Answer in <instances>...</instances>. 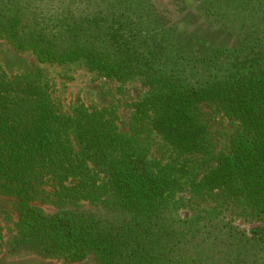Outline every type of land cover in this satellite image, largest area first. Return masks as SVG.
<instances>
[{"label": "trees", "instance_id": "16d2710c", "mask_svg": "<svg viewBox=\"0 0 264 264\" xmlns=\"http://www.w3.org/2000/svg\"><path fill=\"white\" fill-rule=\"evenodd\" d=\"M174 3L173 26L154 0H0V40L16 50L148 90L121 132L112 109L61 111L40 75H0V196L18 214L0 232L9 259L264 264V231L215 206L177 214L186 190L264 217V0ZM202 105L237 123L221 148ZM41 192L53 212L33 204Z\"/></svg>", "mask_w": 264, "mask_h": 264}, {"label": "rangeland", "instance_id": "374dc122", "mask_svg": "<svg viewBox=\"0 0 264 264\" xmlns=\"http://www.w3.org/2000/svg\"><path fill=\"white\" fill-rule=\"evenodd\" d=\"M154 3L167 16L173 26L182 17L181 11L184 7H181L179 3H174V0H154ZM189 10L193 13L190 8ZM23 73L29 74L30 77L40 75L43 82L48 85L52 100L65 113L70 112L78 104L97 109H112L121 132H127L133 124V103L143 100L148 95L147 88L142 86L138 80L122 84L103 78L95 72H90L80 63L67 66L40 63L32 52L16 50L10 43L1 39L0 75L6 74L8 77H15ZM199 113L217 140L218 148L223 147L224 142L236 129L237 123L222 115L218 109L208 105H202ZM149 137L152 151H163L166 155V147L157 133L153 132ZM44 188L48 192L54 189L48 184L44 185ZM48 192H41L39 194L41 199H36L33 204L46 212H53L55 206L50 200H53L54 196H47ZM177 196L186 198L185 203H182L177 211L178 215L191 216L197 213L200 208L209 209L215 206L221 215L232 219L251 234H259L264 231V217L252 215L237 200H232L222 194L216 198H195L186 190ZM16 202L17 200L13 197L0 196V232H3V235L17 219ZM0 264H94V261L90 258L74 263L50 261L37 257L9 259L0 249Z\"/></svg>", "mask_w": 264, "mask_h": 264}]
</instances>
